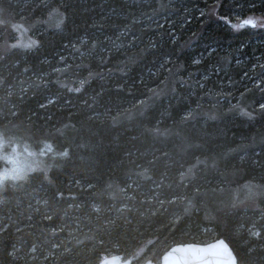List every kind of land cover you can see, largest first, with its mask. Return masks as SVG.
<instances>
[{"label": "trees", "instance_id": "16d2710c", "mask_svg": "<svg viewBox=\"0 0 264 264\" xmlns=\"http://www.w3.org/2000/svg\"><path fill=\"white\" fill-rule=\"evenodd\" d=\"M14 23L34 48L7 45ZM12 125L67 155L0 186V264L158 262L219 238L264 264V0H0Z\"/></svg>", "mask_w": 264, "mask_h": 264}, {"label": "rangeland", "instance_id": "374dc122", "mask_svg": "<svg viewBox=\"0 0 264 264\" xmlns=\"http://www.w3.org/2000/svg\"><path fill=\"white\" fill-rule=\"evenodd\" d=\"M54 16L56 17L52 16L49 25H59V17L57 15ZM26 25L25 23L12 24L13 33L10 34L8 39L13 38L14 41L8 42L5 38L7 45L21 50L32 49L36 46L37 40L33 35L36 25ZM18 132L14 125L0 128V186L6 183L18 182L31 172H45L51 165H54L58 158L64 156L60 154L65 153V151L57 152L55 150L54 152V148L49 151L48 143H44V146L41 144L38 148L28 145L25 139L17 137ZM63 137V134L59 135L60 142ZM4 157H7V159ZM246 196L247 194L244 195V198ZM141 253H143V250L138 251L137 256L142 255ZM148 256L149 254H144L140 264L144 263Z\"/></svg>", "mask_w": 264, "mask_h": 264}, {"label": "water", "instance_id": "95a60500", "mask_svg": "<svg viewBox=\"0 0 264 264\" xmlns=\"http://www.w3.org/2000/svg\"><path fill=\"white\" fill-rule=\"evenodd\" d=\"M219 241H223L229 247L222 238L206 243L187 242L174 244L160 256L157 263L146 260L142 264H217L218 261L230 259L218 254L222 250V246L218 245ZM131 262L129 258L122 259L119 255H112L104 258L99 264H131Z\"/></svg>", "mask_w": 264, "mask_h": 264}, {"label": "snow or ice", "instance_id": "6c2138e0", "mask_svg": "<svg viewBox=\"0 0 264 264\" xmlns=\"http://www.w3.org/2000/svg\"><path fill=\"white\" fill-rule=\"evenodd\" d=\"M244 25L255 26L254 22L251 20H245ZM48 150L49 151L52 150L50 146ZM60 155H67V153L66 152L61 153ZM4 158L7 159V157H4ZM254 235H258V233H254ZM218 245L222 246V250L218 254L223 255L225 257H229L230 259H224V260L218 261L217 264H237L236 258L234 254L232 253V250L223 241H219ZM213 247H217V246H213Z\"/></svg>", "mask_w": 264, "mask_h": 264}]
</instances>
